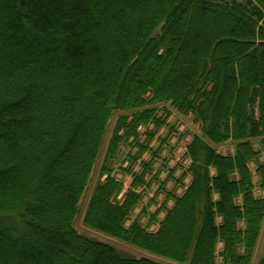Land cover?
Listing matches in <instances>:
<instances>
[{"label": "trees", "instance_id": "16d2710c", "mask_svg": "<svg viewBox=\"0 0 264 264\" xmlns=\"http://www.w3.org/2000/svg\"><path fill=\"white\" fill-rule=\"evenodd\" d=\"M165 104L201 125L166 179ZM116 111L83 222L155 258L76 228ZM262 156L264 0H0V264H252ZM154 182L165 202L135 215Z\"/></svg>", "mask_w": 264, "mask_h": 264}, {"label": "rangeland", "instance_id": "374dc122", "mask_svg": "<svg viewBox=\"0 0 264 264\" xmlns=\"http://www.w3.org/2000/svg\"><path fill=\"white\" fill-rule=\"evenodd\" d=\"M169 109L171 110L172 114L169 116V119L167 120V122L169 123V125L174 126V128H175L174 133L172 135H170L168 133V128L164 127L163 129H161L158 132V137H157L158 139H156L154 141L152 140L153 141L152 145L157 146V145H160V142H161L159 136H162L163 138H167V141L164 144L163 151H162V155L167 158L166 164L164 166L166 171H163V173L161 174L164 179H166L168 177L167 171L170 168H174L178 163L183 164V165L188 164V161L184 158V152H185V147L187 145V141L189 139H191V136L193 133H199L201 131V125H200V123H198L195 120L194 115H184V114L178 112L177 110L172 111L170 104H165L164 106H162V108L160 110L161 114L159 116L162 117L163 119H165L166 113ZM130 113L131 112H129V111H116L114 116L110 120L109 128L107 131V135L105 138L104 145L102 147L101 155H100V157L96 163V166H95L94 171H93L92 179L89 183L88 189L86 190V193H85L83 200L81 202L80 214L76 220V228L83 235L98 239L102 242H107V243L117 247L121 252H123L125 254H130V255H133L136 257L151 256V257L155 258L154 256L150 255L148 252H146V251H144V250H142L136 246L127 244L123 241H120L118 239L110 237L106 234H102L100 232H97L94 229H91V228L85 226V224L83 222L84 214H85L86 208L88 206V203L90 201L94 187H95L96 183L101 178V174H100L101 169L103 166V162L105 160L107 148H108L110 140L114 134L117 122L121 116L130 114ZM155 129L156 128L154 127V125L150 126L148 128V130H151V131H154ZM123 151H124V153L125 152L128 153L131 150H130L129 146H125L124 149L122 150V152ZM221 151L226 153V154L227 153H233L234 152V146H233V144H230V142H229L225 146L222 147ZM133 153H135V150H133ZM150 155L151 154H149L148 152L144 153L143 159H150V157H151ZM261 161H264V156H262ZM123 163L127 164V155L123 156L121 160L114 162L113 168L115 169L116 174L118 173L117 174L118 178L122 179V181L124 182V185L126 184L125 185V187H126V186H130V183L132 181V177L130 175L125 176L119 172L120 166L123 165ZM251 166H252V169L254 170V172L256 173L255 163L252 164ZM158 167H159V164H158ZM136 170L140 171L139 165H136ZM181 174H182V169L180 168L179 175H181ZM166 185H167V188L170 190L174 189V187H175L174 181H171V180L168 181ZM153 189L155 191L156 190L158 191L159 186L156 184V185H154ZM151 192H152V190H151ZM152 194H155V193L153 192ZM257 194L263 195V192L261 190H258ZM120 196H121V194H120ZM157 199H158V201H164L165 196L163 194H161V195H159V198H157ZM148 200H149V197L146 199V201H148ZM155 209H156V205L152 206L151 210L153 211ZM140 210L141 209L139 208L137 210V212H135V215L137 213H140ZM263 251H264V226L262 229V235L259 239L258 246H257L255 254H254L252 264H258L260 257L263 254ZM162 260L164 262H169L172 264H180V263L166 261L164 259H162Z\"/></svg>", "mask_w": 264, "mask_h": 264}, {"label": "crops", "instance_id": "0c3cea01", "mask_svg": "<svg viewBox=\"0 0 264 264\" xmlns=\"http://www.w3.org/2000/svg\"><path fill=\"white\" fill-rule=\"evenodd\" d=\"M163 129V128H162ZM158 137V134H157V136H156V139H158L157 138ZM160 137V136H159ZM156 139H154V140H156ZM153 140V141H154ZM152 141V142H153ZM153 146V145H152ZM158 146V145H157ZM143 158H144V156H142V159H140V161H142L143 160ZM151 158V157H150ZM156 166H158V164L156 165ZM179 171L180 170H178V172H177V174H176V176H179ZM215 172V171H214ZM163 173V172H162ZM162 177V176H161ZM163 178V177H162ZM132 181H133V178H132ZM132 181H131V183H132ZM190 182H191V177H188L187 179H186V183H187V185H189L190 184ZM131 183H130V186H131ZM126 185V184H125ZM154 185H156V183L154 182L153 184H152V187L151 188H149V189H147V192H145V194H144V197H143V200H142V202L140 203V205H139V207L136 209V212H137V210L140 208L141 210L144 208V207H148V210H149V212H155V211H157V209H159L162 205H163V203L165 202V200H166V195L163 193V192H158L157 190L155 191L154 189H153V187H154ZM158 185V184H157ZM130 186H126L125 187V190H127ZM159 186V185H158ZM176 188V184H175V187H174V189ZM174 189H172V190H174ZM151 190H152V192H151ZM154 190V191H153ZM159 190V189H158ZM183 191H184V188H177V192H178V194H182L183 193ZM155 193V194H152V193ZM161 194H163L164 196H165V200L164 201H158V199L157 198H159V195H161ZM147 196V197H146ZM149 197V200L148 201H146V199ZM154 205H156V209L155 210H151V208H152V206H154ZM174 205V201L173 200H170L169 202H168V207H172ZM141 210H140V212H141ZM137 214H139V213H137ZM165 217V212H162L161 214H160V219H163ZM146 221H148V218L147 217H144L143 218V222H145V223H147ZM152 229L153 230H156L157 229V225H153V227H152ZM262 235V234H261ZM220 248L222 249V244L220 245Z\"/></svg>", "mask_w": 264, "mask_h": 264}, {"label": "built area", "instance_id": "2783aa9c", "mask_svg": "<svg viewBox=\"0 0 264 264\" xmlns=\"http://www.w3.org/2000/svg\"><path fill=\"white\" fill-rule=\"evenodd\" d=\"M141 133H145L147 130H148V127L144 126V125H141L138 129ZM188 161V160H187ZM189 162V161H188ZM123 197V194L119 197V198H122Z\"/></svg>", "mask_w": 264, "mask_h": 264}]
</instances>
